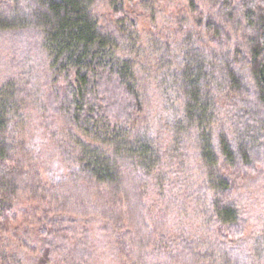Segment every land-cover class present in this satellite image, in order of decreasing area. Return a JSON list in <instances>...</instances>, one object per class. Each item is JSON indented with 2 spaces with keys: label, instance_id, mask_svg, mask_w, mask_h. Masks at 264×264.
<instances>
[{
  "label": "trees",
  "instance_id": "trees-1",
  "mask_svg": "<svg viewBox=\"0 0 264 264\" xmlns=\"http://www.w3.org/2000/svg\"><path fill=\"white\" fill-rule=\"evenodd\" d=\"M264 264V0H0V264Z\"/></svg>",
  "mask_w": 264,
  "mask_h": 264
},
{
  "label": "rangeland",
  "instance_id": "rangeland-1",
  "mask_svg": "<svg viewBox=\"0 0 264 264\" xmlns=\"http://www.w3.org/2000/svg\"><path fill=\"white\" fill-rule=\"evenodd\" d=\"M104 264H110L108 261H106Z\"/></svg>",
  "mask_w": 264,
  "mask_h": 264
}]
</instances>
